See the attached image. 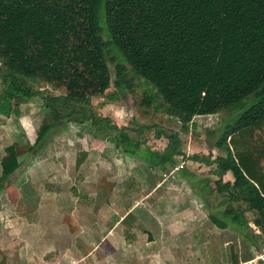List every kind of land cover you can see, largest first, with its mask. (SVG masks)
<instances>
[{
	"label": "trees",
	"instance_id": "obj_1",
	"mask_svg": "<svg viewBox=\"0 0 264 264\" xmlns=\"http://www.w3.org/2000/svg\"><path fill=\"white\" fill-rule=\"evenodd\" d=\"M0 34V117H18L15 105L38 97L32 83L43 75L66 89L41 99L57 124L128 145L132 158L170 172L183 154L178 134L167 136L163 152L142 149L128 128L90 110L92 95L111 85L126 97L142 86L141 104L176 119L184 133L197 117L231 114L215 144L226 156L213 163L216 176L231 172L235 184L224 185V219H210L220 229L231 220L250 239L245 214L231 205L240 188L264 221V197L241 170L251 147L264 145V0H0Z\"/></svg>",
	"mask_w": 264,
	"mask_h": 264
},
{
	"label": "rangeland",
	"instance_id": "obj_2",
	"mask_svg": "<svg viewBox=\"0 0 264 264\" xmlns=\"http://www.w3.org/2000/svg\"><path fill=\"white\" fill-rule=\"evenodd\" d=\"M32 87L38 97L16 104L18 117H0V180L11 175L0 192V264H149L161 243H174V260L163 255L167 264L222 263L210 215H218L213 206L223 186L192 157L216 158L231 114L197 117L184 133L176 119L141 104L142 86L126 97L111 85L92 93L90 110L128 128L142 149L163 152L167 136L179 135L183 154L167 172L132 158L128 145L57 124L41 99L65 94L62 82L41 75ZM16 153L19 169L12 167Z\"/></svg>",
	"mask_w": 264,
	"mask_h": 264
},
{
	"label": "crops",
	"instance_id": "obj_3",
	"mask_svg": "<svg viewBox=\"0 0 264 264\" xmlns=\"http://www.w3.org/2000/svg\"><path fill=\"white\" fill-rule=\"evenodd\" d=\"M225 156L226 154L224 152L218 150L216 158H223ZM215 159H208L212 162V164L206 162L203 163L210 167V169L212 170V172L210 173L213 174H211L212 177H214L216 180H219L221 186H223V188L221 187L218 199L214 201L213 206V209H216L219 215L215 216L223 220L224 213L227 207L224 200H227L229 196L227 191H223L224 185L230 184L233 186L235 184V177L231 172L226 173L222 178L216 176V170L214 172V169H216V167L214 168V166L216 165L215 163H213ZM241 170L244 176L248 178V180H250L251 184H253V186H255L264 197V145H257L255 149L254 146L253 148L251 147L250 157L248 160L243 161ZM240 192H242L240 188H237L235 190V200L232 202L231 205L233 208H235V210L243 212L245 214L244 216L249 226L248 233L250 235V239H247L244 235H242V233L238 229L237 223H234L231 220L227 221L226 229H220L216 227L213 223H211L212 227L215 228L213 235L219 234L217 242L218 247L219 249L223 250V253L226 256L225 259H222L221 264H264V259L262 258V255L264 253V221L261 220L256 210L251 209L248 211L247 203L244 200H241L239 197ZM208 210H212L210 205L208 206ZM211 215H214V213H212ZM154 243L155 242L147 243L148 246H146V248L149 250L153 247L152 244ZM208 243L211 244L213 243V241L209 240ZM237 243L239 244V248H241V245H243V251L238 250ZM131 244L128 247H130ZM166 244L167 243H165V245H163L162 243L154 244L156 245L155 247H160L159 249L161 250V252L160 255H158L157 253L155 255V258H153L154 262H149V264H167L168 262L164 261V257H170L171 260H174V243L169 245ZM163 249L167 251H162ZM123 260L126 261L125 258H123ZM170 264H174V262H171Z\"/></svg>",
	"mask_w": 264,
	"mask_h": 264
},
{
	"label": "built area",
	"instance_id": "obj_4",
	"mask_svg": "<svg viewBox=\"0 0 264 264\" xmlns=\"http://www.w3.org/2000/svg\"><path fill=\"white\" fill-rule=\"evenodd\" d=\"M262 258L264 259V253H263V255H262Z\"/></svg>",
	"mask_w": 264,
	"mask_h": 264
}]
</instances>
